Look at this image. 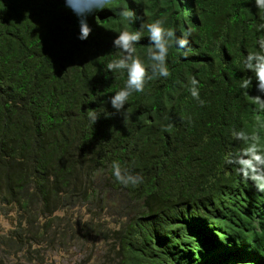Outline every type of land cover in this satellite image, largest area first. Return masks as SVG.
I'll list each match as a JSON object with an SVG mask.
<instances>
[{
  "label": "trees",
  "instance_id": "16d2710c",
  "mask_svg": "<svg viewBox=\"0 0 264 264\" xmlns=\"http://www.w3.org/2000/svg\"><path fill=\"white\" fill-rule=\"evenodd\" d=\"M122 7L193 34L187 58L169 49L171 77L148 81L113 116L108 98L126 73L106 65L120 56ZM109 9L88 17L93 32L80 41L64 0H0V200L17 211L26 244L111 239L103 264H264V193L225 163L242 147L233 130L264 144V111L249 99L264 94L243 63L264 36L254 0H112ZM148 46L144 31L136 49L146 64ZM113 162L143 183H118Z\"/></svg>",
  "mask_w": 264,
  "mask_h": 264
},
{
  "label": "clouds",
  "instance_id": "9594fccd",
  "mask_svg": "<svg viewBox=\"0 0 264 264\" xmlns=\"http://www.w3.org/2000/svg\"><path fill=\"white\" fill-rule=\"evenodd\" d=\"M112 0H87L86 4L77 6L75 0H64V6L77 17L78 33L77 39L86 41L92 35L93 28L88 21L89 16H96L105 9H109ZM255 6L259 9L260 20L264 21V0H254ZM110 10V9H109ZM126 22L125 26L114 36L112 46L120 50L119 58L109 61L106 65L110 72L126 73L124 87L119 89L114 95L108 98V102L115 110L112 115L119 114L133 93H143L148 81L158 78H170L171 72L167 66L169 49L173 46L178 52L187 58L189 52V37L193 34L191 26L186 28L180 36H177L175 28L165 27L167 17H160L151 22L144 21L137 17L136 12L128 7H122L117 13ZM141 19L140 28L136 31H129L127 25L135 23ZM144 31L148 33L149 46L146 57L148 63L137 54L136 45L139 44ZM256 31H264V22L256 26ZM256 43L259 45L258 51H249L243 63L248 71L255 76L256 90L264 94V36H261ZM191 95L200 101L203 106L204 101L200 100L198 85L199 81L195 76L190 78ZM253 78L249 76L242 81L241 87L248 89L252 87ZM250 102L257 105L256 111H264V95H250ZM87 114L93 124L99 117L94 109H88ZM168 131L169 128H165ZM234 139L242 142V147L235 153H230L225 157V163L235 166L236 173L245 182H251L257 192L264 193V144L256 132L251 134L244 130H233ZM115 180L124 187L138 186L143 183V177L139 174H132L127 170L122 171L119 163H112Z\"/></svg>",
  "mask_w": 264,
  "mask_h": 264
},
{
  "label": "rangeland",
  "instance_id": "374dc122",
  "mask_svg": "<svg viewBox=\"0 0 264 264\" xmlns=\"http://www.w3.org/2000/svg\"><path fill=\"white\" fill-rule=\"evenodd\" d=\"M17 220V211L0 200V264H103L111 248V239L105 242L94 237L85 249L71 244L62 248L46 243L27 245ZM112 252L110 258L114 257Z\"/></svg>",
  "mask_w": 264,
  "mask_h": 264
}]
</instances>
